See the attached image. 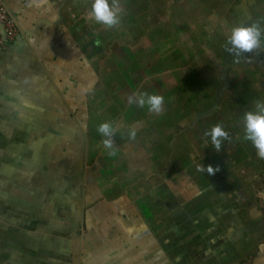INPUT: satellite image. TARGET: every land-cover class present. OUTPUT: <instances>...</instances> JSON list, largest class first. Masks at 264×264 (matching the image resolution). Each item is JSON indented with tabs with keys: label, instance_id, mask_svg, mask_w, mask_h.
<instances>
[{
	"label": "crops",
	"instance_id": "0c3cea01",
	"mask_svg": "<svg viewBox=\"0 0 264 264\" xmlns=\"http://www.w3.org/2000/svg\"><path fill=\"white\" fill-rule=\"evenodd\" d=\"M0 2L19 27L0 56V264H264V160L242 119L264 101V48L239 62L226 49L233 27H264V0H121L112 29L92 0ZM143 93L164 112L128 102ZM217 123L219 153L204 135ZM89 159L87 216L71 218L87 229L26 228V207L69 219Z\"/></svg>",
	"mask_w": 264,
	"mask_h": 264
},
{
	"label": "clouds",
	"instance_id": "9594fccd",
	"mask_svg": "<svg viewBox=\"0 0 264 264\" xmlns=\"http://www.w3.org/2000/svg\"><path fill=\"white\" fill-rule=\"evenodd\" d=\"M121 0H92L90 8V16L96 23L105 26L107 29L117 27L120 22ZM264 27L260 23H252L250 25H239L233 27L228 37L226 49L239 58L244 54H251L257 50L264 48ZM230 45V47H228ZM130 104L135 103L138 107L148 106L149 111L160 115L164 112L165 99L161 95L143 93L139 97L135 94L128 97ZM254 107L243 115V138L251 142L256 150V156L260 160H264V101H253ZM97 131L101 134V143L106 149L111 150L110 155H116L114 146V137L117 129L111 122L101 123ZM206 137L211 138V144L216 152L221 151L224 141H230L231 137L225 130L223 123H217L210 131L204 133ZM137 130L133 126L129 128V139L135 140ZM201 170H206L208 174H214L218 169H214L211 165L207 168L203 165Z\"/></svg>",
	"mask_w": 264,
	"mask_h": 264
},
{
	"label": "rangeland",
	"instance_id": "374dc122",
	"mask_svg": "<svg viewBox=\"0 0 264 264\" xmlns=\"http://www.w3.org/2000/svg\"><path fill=\"white\" fill-rule=\"evenodd\" d=\"M183 109V108H181ZM184 112L186 113V110H184ZM175 112H172V114H174ZM180 114V112H179ZM177 115H178V112H177ZM79 160H83V159H79ZM78 160V161H79ZM225 163H226V160L225 159H222ZM85 162V161H84ZM92 162L93 160L89 159V163L86 164V162L81 166V163L77 166V168H75V173H79V176H80V173H81V184H79V192L78 191H75L73 193V198H69L72 200L71 202V205L69 206V219H67V215L66 217L64 218V212L66 214V205H62L59 203V205L56 206V210H55V213H51V210H53L54 208H50V207H46L43 211V213L41 212V209H43V206H32V207H26V221L23 223L26 228H30L29 227V224L30 226L34 227V226H37L35 228H38V227H57V228H60V229H65V228H72L75 229V230H79V231H83V230H86L87 229V224H81V223H78L77 221H74L71 220L72 217H75V220L77 219V215L78 213H80V218H81V215H83L84 213V217L87 216V195H86V192L87 190L85 189H81V185L82 183L84 184L85 180H86V176L84 175L83 179H82V176H83V167H84V172L85 170L87 171L88 169H90L92 167ZM83 163V161H82ZM144 170H147L146 168ZM253 171V170H252ZM252 175H254V173L252 172L251 173ZM148 175V174H146ZM140 176V178H142L143 176L142 175H138ZM178 176V175H177ZM93 181V180H92ZM77 183L79 182V179L77 178ZM144 182L146 183V180H144ZM150 189L149 191H144V190H137V194L136 196L133 195V197H136L137 199L139 198H143V195H150ZM90 193H91V197L92 198L93 196L96 195L97 191L93 189H90ZM225 195H229V192ZM132 197V198H133ZM93 204H95L94 200H92ZM133 204V202H132ZM92 206H95V205H92ZM5 210H7L8 212H12V207L8 206V207H4ZM97 209H98V206H95L94 208V211H95V214L97 212ZM131 210V209H130ZM33 213H35L36 215H34ZM113 215H111L110 217H112ZM59 217H61V219H58ZM41 218H48V220H45V219H42ZM69 220V221H68ZM113 221V220H112ZM57 223V225L55 224ZM3 224H5V222H3ZM91 224L93 225V228H101L103 227V225L105 224L106 225V221L104 218H102V216L100 215V217L98 218L97 217V214L95 215V220L91 222ZM90 224V226H91ZM10 227L11 228H15V229H23V227H21V225H16V224H12V223H9ZM89 225V224H88ZM2 227V226H1ZM90 228V227H89ZM1 229V228H0ZM8 229H2L0 231H6Z\"/></svg>",
	"mask_w": 264,
	"mask_h": 264
},
{
	"label": "built area",
	"instance_id": "2783aa9c",
	"mask_svg": "<svg viewBox=\"0 0 264 264\" xmlns=\"http://www.w3.org/2000/svg\"><path fill=\"white\" fill-rule=\"evenodd\" d=\"M0 56L15 41L19 27L7 8L0 2Z\"/></svg>",
	"mask_w": 264,
	"mask_h": 264
}]
</instances>
